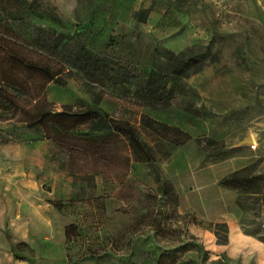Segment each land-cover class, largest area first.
<instances>
[{
  "label": "rangeland",
  "instance_id": "obj_1",
  "mask_svg": "<svg viewBox=\"0 0 264 264\" xmlns=\"http://www.w3.org/2000/svg\"><path fill=\"white\" fill-rule=\"evenodd\" d=\"M41 1L56 19L27 14L21 22L3 21L0 37L13 39L16 53L26 60L62 71L64 87L49 83L43 91L52 109L96 102L111 118L128 122L152 148L156 160L134 162L128 174L156 192L159 182L172 183L177 211L185 217L182 230L206 251L184 253V264H264V207L258 216L244 213L235 202L238 193L218 183L255 163V174H264V0ZM1 3L13 10L8 1ZM35 27L49 33L42 32L41 40L64 35L63 52L50 54L32 45ZM75 40L115 57L139 76L163 63L161 50L183 59L203 57V62L167 108L151 109L133 101L132 84L92 82L67 64ZM6 45L0 40V54ZM12 77L31 95L43 83L23 70ZM20 101L30 103L28 97ZM142 115L187 133L190 140L159 160L165 150L153 148ZM27 121L0 95V264H132L140 254L164 246L150 231L132 232L134 211L115 198L116 184L102 185L100 177L91 179L73 167L67 153L28 129ZM248 135L254 149L239 144ZM216 151L222 154L210 156ZM221 221L228 228L226 244H218L209 228ZM138 262L149 264L144 258Z\"/></svg>",
  "mask_w": 264,
  "mask_h": 264
},
{
  "label": "trees",
  "instance_id": "obj_2",
  "mask_svg": "<svg viewBox=\"0 0 264 264\" xmlns=\"http://www.w3.org/2000/svg\"><path fill=\"white\" fill-rule=\"evenodd\" d=\"M6 1L13 10L9 12L4 9L0 0V23L21 22L27 14H48L52 19L57 18L55 12L41 0ZM32 32V45L45 49L50 54L63 52L64 46L67 45V40L62 34H53L41 40L43 34H49L48 31L35 27ZM0 40L7 43L0 54V63L6 62L0 67V86L4 90L2 92L0 89V95L5 103L12 110L25 114L28 129H33L63 149L73 167L84 169L91 179L100 177L102 185L118 186L115 198L134 211L132 232L150 231L164 243L158 251H147L146 256L140 254L132 264H142L138 260L143 258L149 264H184L183 254L186 252L206 254L196 238L188 236L186 231L182 230L180 223L185 217L177 211L178 194L171 182H159L156 192L130 179L128 171L132 163H150L156 160L152 148L139 137L135 129L126 121L111 118L96 102H79L77 108L66 105L59 111L52 109V105L44 98L43 91L49 83L64 87L59 76L62 71L52 70L47 65L19 56L14 49L13 39L5 40L0 37ZM73 49L67 64L84 73L92 82L132 84L133 101L139 106L151 109L167 108L175 95L185 90L183 80L200 68L203 62V57L183 59L170 51L161 50L159 56L163 63L154 65L146 75L139 76L133 74L128 67L119 65L115 57L107 53H94L80 41L73 42ZM19 70L42 78L43 83L39 85L38 92L31 95L24 85L15 81L12 75ZM27 97L30 103L23 106L20 99ZM141 125L150 131L147 135L152 138L153 148L165 150L159 160L168 158L173 149L190 140L187 133L147 115L141 116ZM200 148L202 152H207L205 147ZM209 154L220 156L222 153L216 151ZM256 168V163L240 168L221 178L218 183L238 193L235 202L244 213L250 212L258 216L259 210L264 207V174H255ZM134 201L141 208L134 209L129 204ZM209 228L218 244L227 243L228 228L225 222L211 223ZM72 229V225L66 228V238ZM243 230L245 233L256 235V232ZM182 236L185 243L181 241ZM260 239L264 240V237ZM172 242H175L176 246L166 245ZM212 264L221 263L214 261Z\"/></svg>",
  "mask_w": 264,
  "mask_h": 264
},
{
  "label": "water",
  "instance_id": "obj_3",
  "mask_svg": "<svg viewBox=\"0 0 264 264\" xmlns=\"http://www.w3.org/2000/svg\"><path fill=\"white\" fill-rule=\"evenodd\" d=\"M251 141H252V138H251L250 135H248V136H246L245 138H243V139L239 142V144H240V145H246V144L250 143Z\"/></svg>",
  "mask_w": 264,
  "mask_h": 264
},
{
  "label": "built area",
  "instance_id": "obj_4",
  "mask_svg": "<svg viewBox=\"0 0 264 264\" xmlns=\"http://www.w3.org/2000/svg\"><path fill=\"white\" fill-rule=\"evenodd\" d=\"M252 149H254L255 145L253 144H248Z\"/></svg>",
  "mask_w": 264,
  "mask_h": 264
}]
</instances>
